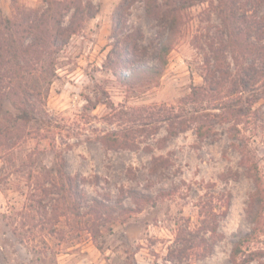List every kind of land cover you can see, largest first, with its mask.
<instances>
[{"label":"rangeland","instance_id":"1","mask_svg":"<svg viewBox=\"0 0 264 264\" xmlns=\"http://www.w3.org/2000/svg\"><path fill=\"white\" fill-rule=\"evenodd\" d=\"M45 1L0 0V21L33 16ZM62 1L90 4L94 14L79 20L51 66L23 72L22 56L18 68L0 50V264H229L234 242L251 231L256 192L232 143L256 163L264 199V76L224 99L237 103L228 121H217L227 110L206 108V137L197 122L170 135L177 120L167 118L181 103L183 118L196 115L190 92L204 85L205 57L213 62L217 51L218 0L180 9L159 79L128 84L106 66L120 0ZM122 15L124 33L141 35L139 61L154 66L159 23L142 0H129ZM220 55L236 78L230 54ZM259 225L242 247L244 264H264V200Z\"/></svg>","mask_w":264,"mask_h":264},{"label":"trees","instance_id":"2","mask_svg":"<svg viewBox=\"0 0 264 264\" xmlns=\"http://www.w3.org/2000/svg\"><path fill=\"white\" fill-rule=\"evenodd\" d=\"M142 1L146 16L157 20L162 29L158 34L155 51L156 64L149 66L145 62L139 61L140 45L138 40L141 35L128 31L124 33L122 10L127 6L129 0H120L112 17V30L117 38V44L113 45L109 51L106 66L124 84L141 77L150 82L159 79L167 64V56L178 32L179 11L193 4L192 0ZM45 2V7L33 16L6 18L0 21V25H2L0 32L5 33L3 41H0V43H4L3 46H0V50L6 49L10 56L5 63L11 62L13 66L22 68L19 65V56H22L25 66L23 72H28L29 68L33 69L38 62L46 67L51 66L53 64L51 56L61 50L70 36L77 32L79 20L92 17L94 14L93 7L86 3L69 7L62 0H46ZM245 4L247 6L251 4L252 11L250 10V13H248L249 9L245 7ZM262 5H264V0H218L217 17L221 25V32L216 41L218 43L217 51L210 57L213 62L205 57L204 85L199 88L193 87L190 92V101L197 104L194 107L196 115L183 118L184 105L181 103L178 106V113L173 112L167 115L169 120H177V123L168 129L170 135H176L178 132L186 130L192 122H197L196 135L199 138L208 136L211 133L210 124L207 119L203 118L209 114L206 113V108L227 110L224 115H217V121H228V112L233 114L231 110L236 108L237 103L224 99H228L235 92L247 90L251 84H255L260 76H264V13L260 15V6ZM69 8H73V13L69 23L64 25V12ZM119 35L121 37H118ZM252 38L260 42L263 41V43L254 44L251 41ZM210 48L212 50L211 45ZM225 51L230 54L233 60L236 78L231 77L228 67H222L223 59L220 52ZM252 54H255L257 58L250 59ZM238 55L243 58L242 64L238 60ZM45 70L47 71V69ZM211 101H216V103L211 104ZM28 116V111L22 110L17 117L26 119ZM232 144L236 146L241 158L244 157L242 160L246 166L247 174L256 186L255 195L251 198L246 210L251 231L237 238L229 257V264H244L245 259L239 260L238 258L243 252V245L252 241L260 228L261 206L264 199L261 189L262 179L257 171L256 163H246L244 149ZM212 229L215 230V227ZM246 260H252V258L249 257Z\"/></svg>","mask_w":264,"mask_h":264}]
</instances>
